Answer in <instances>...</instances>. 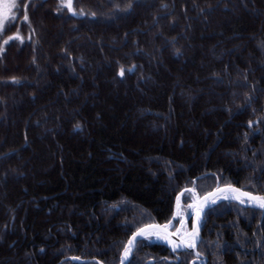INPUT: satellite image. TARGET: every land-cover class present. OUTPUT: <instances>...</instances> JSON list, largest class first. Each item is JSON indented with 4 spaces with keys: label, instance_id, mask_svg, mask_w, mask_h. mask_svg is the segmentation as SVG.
<instances>
[{
    "label": "trees",
    "instance_id": "obj_1",
    "mask_svg": "<svg viewBox=\"0 0 264 264\" xmlns=\"http://www.w3.org/2000/svg\"><path fill=\"white\" fill-rule=\"evenodd\" d=\"M218 183L264 196V0L17 1L0 30V264H119L183 190ZM202 227L197 255L144 240L129 264H264L260 210L221 202Z\"/></svg>",
    "mask_w": 264,
    "mask_h": 264
},
{
    "label": "water",
    "instance_id": "obj_2",
    "mask_svg": "<svg viewBox=\"0 0 264 264\" xmlns=\"http://www.w3.org/2000/svg\"><path fill=\"white\" fill-rule=\"evenodd\" d=\"M186 192H190L195 195L194 203H191L190 205L192 208H194V212L188 217V220L191 217L194 218L193 228L187 234L188 237H191V242H186L185 240L182 241L179 239L176 236L177 230H175L177 225V216L179 212L182 211V198ZM253 198H264V196L255 195L247 187L239 184L220 186L218 183L215 189L204 196H199L191 188L183 190L177 197L176 209L171 221L165 223L152 222L141 227L135 233H133L126 244L119 264H129L141 242L149 237L155 236L158 238L160 233H165L167 237L165 239H161L159 242L168 247L172 253L193 252L197 255L204 236L202 221L206 211L221 202H233L242 207L260 210L264 213V207L259 206V199ZM154 242L156 241L154 240ZM71 260L79 264L89 262L103 264L98 260H81L78 258H71Z\"/></svg>",
    "mask_w": 264,
    "mask_h": 264
},
{
    "label": "rangeland",
    "instance_id": "obj_3",
    "mask_svg": "<svg viewBox=\"0 0 264 264\" xmlns=\"http://www.w3.org/2000/svg\"><path fill=\"white\" fill-rule=\"evenodd\" d=\"M17 1L18 0H0V16H3L4 17V19H5V23H6V21L12 16V14H13V11H14V8H15V6H16V4H17ZM15 5L14 7H10L11 5ZM1 30V29H0ZM228 185H230V184H228ZM226 186V185H225ZM217 187V186H216ZM215 187V188H216ZM214 188V189H215ZM199 195V194H198ZM200 196V195H199ZM204 196V195H203ZM194 198H195V196H194ZM182 203H183V199H182ZM192 203H194V199H193V202ZM230 203H233V202H230ZM236 204V203H235ZM191 205V204H190ZM190 207V210L189 211H191V213L193 214V212H194V208H192L191 206H189ZM249 209H251V208H249ZM209 210V209H208ZM255 210V209H254ZM187 212V211H186ZM186 212H182V211H180L179 212V216L177 217V224H178V232L180 233V236L181 237H185L189 232H187V231H184L185 229H184V227H185V224H187V222H190V219L192 218H190L189 219V221H187L188 220V217H187V215L185 214ZM262 212V211H261ZM194 219V218H193ZM203 220H204V218H203ZM202 224H203V221H202ZM188 239H190V240H188L189 242H191L192 240H191V237H188Z\"/></svg>",
    "mask_w": 264,
    "mask_h": 264
},
{
    "label": "flooded vegetation",
    "instance_id": "obj_4",
    "mask_svg": "<svg viewBox=\"0 0 264 264\" xmlns=\"http://www.w3.org/2000/svg\"><path fill=\"white\" fill-rule=\"evenodd\" d=\"M187 211V212H186ZM182 212H186L185 214L187 215V217L190 215V214H192L191 213V211H188V210H182ZM178 216H179V214H178ZM177 216V217H178ZM192 219H193V217H192ZM171 221V220H170ZM189 221V220H188ZM193 222V221H192ZM188 224H189V222H187V224H185V227H184V231H187V232H189V231H191L192 229H189L188 228ZM178 229V224L176 225V227H175V230H177ZM176 236L179 238V239H181L182 241H186V242H189L188 240H190V239H188V236L186 235L185 237H181L180 236V233L178 232V230H177V232H176ZM167 236L165 235V233H160V235H159V237L157 238V237H151V238H147V239H145V240H149V241H152V242H154V240L156 241V243H160L159 241L161 240V239H165ZM144 241V240H143ZM168 248V247H167ZM169 249V248H168ZM170 250V249H169ZM171 251V250H170ZM171 253V252H170ZM181 253H183V252H181ZM172 254V253H171ZM176 254H179V253H176Z\"/></svg>",
    "mask_w": 264,
    "mask_h": 264
},
{
    "label": "snow or ice",
    "instance_id": "obj_5",
    "mask_svg": "<svg viewBox=\"0 0 264 264\" xmlns=\"http://www.w3.org/2000/svg\"><path fill=\"white\" fill-rule=\"evenodd\" d=\"M15 5H11L10 7H14ZM68 7H71V3L69 2V4L67 5ZM4 24H5V19L3 16H0V29H3L4 28ZM7 42V41H6ZM121 75L124 74V71L123 69H121V72H120ZM253 199H259L260 203H259V206L260 207H264V198H253ZM214 202V201H213ZM131 244V242H130ZM127 255V253H126Z\"/></svg>",
    "mask_w": 264,
    "mask_h": 264
}]
</instances>
